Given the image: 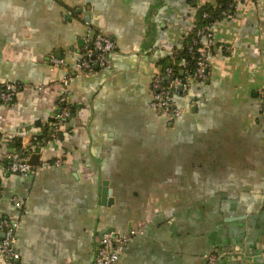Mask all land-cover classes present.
<instances>
[{"label": "crops", "instance_id": "obj_1", "mask_svg": "<svg viewBox=\"0 0 264 264\" xmlns=\"http://www.w3.org/2000/svg\"><path fill=\"white\" fill-rule=\"evenodd\" d=\"M205 2L0 0V81L16 85L0 100V218L18 220L10 264H91L107 229L127 236L113 264H202L222 246L233 251L219 264H264V0H236L208 26L206 74L172 95L178 117L148 106L159 63L174 65ZM96 31L113 42L107 65L78 70ZM63 79L73 109L57 144L29 152V172L5 171L2 134L22 145L36 126L50 133Z\"/></svg>", "mask_w": 264, "mask_h": 264}, {"label": "built area", "instance_id": "obj_2", "mask_svg": "<svg viewBox=\"0 0 264 264\" xmlns=\"http://www.w3.org/2000/svg\"><path fill=\"white\" fill-rule=\"evenodd\" d=\"M236 0H231L228 6H234ZM224 16L230 14H225ZM209 25H201L197 27L194 34L191 36L190 43H187V50L194 54L195 63L192 71L186 73L182 68L185 60L180 58L177 62L181 74L175 73L171 65L164 66L162 70H158L150 81V98L148 100L149 108L157 114L164 116L166 119L172 120L180 115L181 110L172 100L174 93L183 94L189 85L190 79H202L206 74L208 60L211 58V33L208 30ZM204 38L203 44H200L197 39ZM92 49L85 50L76 59L75 65L78 70L90 72L94 70V65L105 67L107 65V56L112 51L113 42L106 34L96 31L91 38ZM49 60L52 64H60L62 59L53 54L49 55ZM62 92L60 93L57 103L58 110L52 115L51 120L52 131L48 133L49 137L39 138L42 128H32L28 131V143L22 144L23 150L17 151L13 148L8 150L5 155V163L3 169L13 173H27L31 170V164L27 161L28 154L31 151H37L42 147L54 146L58 142L56 136L58 124L65 118L70 116L73 109L66 102V80H62ZM16 85L12 81H0V100L7 102L11 101L15 96ZM260 108L259 116L264 120V87L260 91ZM37 130V131H36ZM15 134H2V139H7ZM26 135V134H25ZM21 137V136H20ZM26 151V152H23ZM53 163L58 165L60 159L57 157ZM14 206H20V202L13 196L11 198ZM18 224L17 219L0 218V264H10L16 257V252L13 247L14 230ZM127 241L126 235H119L113 230H103L94 240V253L91 264H113L118 253L116 247L118 244H124ZM233 251L230 247H217L207 249L200 253L199 257L202 264H219V260Z\"/></svg>", "mask_w": 264, "mask_h": 264}, {"label": "trees", "instance_id": "obj_3", "mask_svg": "<svg viewBox=\"0 0 264 264\" xmlns=\"http://www.w3.org/2000/svg\"><path fill=\"white\" fill-rule=\"evenodd\" d=\"M230 1L231 0H213V2L211 3L205 2L203 5L199 6L198 9L195 10L194 22H193L192 27L189 30V34H187V36L184 38L182 45L176 50V53L174 56L175 63H177L180 58H183L185 60V64L182 68L184 69L186 73H190V71H192L194 67V63H195L194 54L190 53L186 47L187 43H190L191 36L194 34L195 29L201 25H210L215 20L223 17L224 15L222 11H224L225 14H231L234 6H231V7L228 6V3ZM175 63L174 65H172V63L170 64L173 67V71L175 73H178L177 71L179 67L176 66ZM159 64H161L160 70H162V68L166 66V64L164 65L162 63H159ZM49 120H53V117H50ZM47 129H48L47 126L46 127L42 126V132L39 135H37V137L39 138L49 137L50 135L48 134ZM5 143L9 147H12L13 149L17 151L23 150V146L21 145V138L18 137L17 135L8 137L7 139H5ZM23 152H26V151H23Z\"/></svg>", "mask_w": 264, "mask_h": 264}, {"label": "water", "instance_id": "obj_4", "mask_svg": "<svg viewBox=\"0 0 264 264\" xmlns=\"http://www.w3.org/2000/svg\"><path fill=\"white\" fill-rule=\"evenodd\" d=\"M91 42H90V40H89V44H90ZM37 156H38V153H36V152H34V153H30V155L28 156V158H27V161L30 163V164H32L33 165V163H35V159L37 158ZM105 180H103L102 181V187H101V200L103 199V197L105 196L106 197V195H108L109 193H108V189L106 188V186H105ZM111 201V198H110V196L108 197V198H106V202L108 203V202H110ZM109 230H112V229H109Z\"/></svg>", "mask_w": 264, "mask_h": 264}]
</instances>
